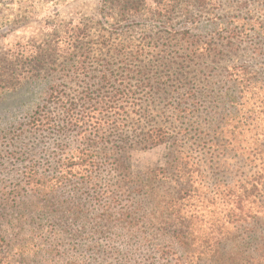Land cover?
<instances>
[{"label": "trees", "instance_id": "16d2710c", "mask_svg": "<svg viewBox=\"0 0 264 264\" xmlns=\"http://www.w3.org/2000/svg\"><path fill=\"white\" fill-rule=\"evenodd\" d=\"M170 2L148 8L159 37L128 14L143 0H104L98 22L1 52L0 101L43 88L0 128V264H264V68L236 61L264 20L202 39L190 14L176 30ZM258 34L247 49L264 66ZM239 136L242 176L208 182L210 148ZM157 148L161 165L134 170Z\"/></svg>", "mask_w": 264, "mask_h": 264}, {"label": "rangeland", "instance_id": "374dc122", "mask_svg": "<svg viewBox=\"0 0 264 264\" xmlns=\"http://www.w3.org/2000/svg\"><path fill=\"white\" fill-rule=\"evenodd\" d=\"M103 1L0 0V54L4 50H8L13 54L17 50H28L30 48L28 46H31L30 43L32 42H45L53 33H62L66 28L65 25L70 21L85 19L89 20L91 24L98 22L102 18ZM143 1L146 4L143 11L128 14L130 16L133 14L136 19L142 18L140 22L145 30L144 35H146V38L147 36L159 37L167 29L161 26L160 21L152 22L147 17L149 15L148 8L152 9L155 6L152 0ZM161 1L164 4L170 2L169 0ZM107 6L105 5V7ZM171 7L174 9H171ZM133 11L134 8L129 12ZM117 13L116 10L111 11L112 15ZM162 13H166V16L169 15L174 23L177 22L176 30L185 27V25H182V17L192 15L196 18V21L186 27L190 26L192 34L203 39L217 33L221 28L234 29L236 25H239L236 23L238 18L255 17L264 20V0H176L174 5L170 2V5L165 7ZM95 27L100 28L99 26ZM235 30L239 32L240 29ZM244 32H247V30ZM257 34L260 41L264 40V33L261 30H258V32L249 31L251 36L244 38L246 41L239 44L240 56L236 61L239 63L249 62L253 68L259 63L260 70H262L264 66H261V61H256L255 54H251V49H247L249 44H252L253 48ZM156 43L161 44V41ZM260 43L263 45L262 42ZM261 77L264 80V71ZM42 88L43 86L40 85H31L15 93L6 94L0 101V128L15 123L26 112L31 111L41 94ZM246 138L249 140L248 134ZM231 143L230 145L227 141H223L222 147L216 152L214 147L210 148L204 164L208 182L210 180L211 183H232L242 176L244 171L241 167L242 161L239 157L238 146L241 147L244 143L240 136L232 140ZM163 153L164 150L160 148L134 153L132 156L134 170L140 172L145 168H154L161 165ZM47 256L41 254L39 257L35 256L37 258H33L34 255H29L27 264H50L51 258ZM37 259L40 262H34Z\"/></svg>", "mask_w": 264, "mask_h": 264}]
</instances>
